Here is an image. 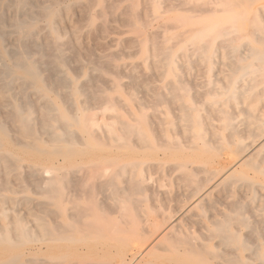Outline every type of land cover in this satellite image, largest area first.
I'll list each match as a JSON object with an SVG mask.
<instances>
[{
	"label": "bare ground",
	"instance_id": "6f19581e",
	"mask_svg": "<svg viewBox=\"0 0 264 264\" xmlns=\"http://www.w3.org/2000/svg\"><path fill=\"white\" fill-rule=\"evenodd\" d=\"M8 1L7 3H11L14 12L13 32L18 41V50L13 56L8 57L0 45V57L4 60L7 57V59L12 60L6 67L0 68V94L3 99L5 97L6 101L9 102L7 105L1 103L3 107L7 108V113H5L6 120H0V172L8 177L12 176L18 179V174L22 172V161L24 160L17 158L15 153L22 152L26 155L44 157L43 160L48 165L32 163L24 165V167L30 171L33 170L34 173L35 171L39 173V181H36L33 187L44 200L42 205L39 204V209L43 207L48 212L46 211L47 214H45L47 219L44 215L33 213L32 222H27L16 217L9 218L10 213L7 218L6 211L0 210V215L3 216L4 220V222H0V264H133L134 262H137L136 264H264V233L259 232V235L257 234L262 242L258 241L257 246L255 245L257 242L253 243L255 247L252 248L245 241L246 239L241 237L242 234L239 231L241 227L255 231L256 228L251 226L250 222H260V224L263 222L262 225H264V205L261 203L255 204L257 207L253 205L256 201V189L264 188V29L260 25V23L264 24V4L258 5L262 0H240L244 9L254 8L252 12L255 15V18L254 15L252 18L254 19V28L248 29L251 19L250 21L249 18L247 20L245 11L235 12L237 18L246 17L244 21L242 20L245 28H242L243 34L239 37L243 42L236 45L237 38H225L227 42L224 43V48L229 56L233 57V60H230L228 64L224 63L230 71L227 75V83L225 86H219L212 82L208 91L209 98L206 101L211 110L217 113V120L219 121L217 130L213 131L212 137H215L216 140H213L215 144L212 148L219 153L220 157L227 160L226 165L220 167L221 169L213 168V164L209 165L205 159H202L203 163L200 165L191 162L192 153L199 148L194 143L189 146L186 145L189 147H186L187 150H192L186 152V149L176 141V137L171 132L172 128L180 126L185 134H190L191 138L198 140L201 145V152L208 150L209 140L201 132H198L202 124L198 115L199 108L197 105L188 102L187 94H182L183 91L178 93L177 90H182V83L174 65V51L169 50V47L167 49L161 47L162 41L159 47L155 44L156 59L152 62L162 78H165L163 84H168L170 89L176 90L179 95L175 93L177 96L168 97L157 92L143 99L132 98L131 102L134 103L136 112H128L126 120L114 116L110 122H104L102 125L105 132L102 136L96 133L98 121L96 122L85 113L87 108L84 106L83 100L80 99L81 92L77 91L73 80L70 82L69 90L56 93L63 103L67 101L71 103L73 111L65 113L63 109L51 104L48 96V90L51 88L45 83L46 77L48 80L53 79L58 85H63L67 80L65 77L53 78L54 76L49 73L51 71L47 69H45L48 72L45 77L38 70V63L35 64L39 56L36 57L35 61L26 56V48L29 51H35V53L40 49H35L36 45L33 46L34 49L32 45L30 47L25 45L26 41L31 43L36 41L39 26H37L36 21L30 22L18 17L19 14L24 15L23 9L28 6V0ZM78 1L74 3H78ZM148 2L150 0H146L145 4L148 5ZM179 2L178 0L176 4L178 8L175 5L176 9H179ZM224 4L222 5L223 8ZM129 5L132 9L131 3ZM183 6L182 10L184 9ZM155 7L153 8L155 9ZM168 7L169 10L172 9L170 6ZM186 7L188 8V6ZM68 8V5L64 7L66 11ZM97 8L94 11H99ZM189 8L191 11V7ZM221 8L219 7L220 10ZM223 8L222 10H224ZM27 9L29 10L28 7ZM27 9L24 12H28ZM254 11L257 12L254 13ZM40 13L50 22V19L58 16L59 9L52 6L43 7L40 9ZM125 13L122 10L121 14L125 15ZM135 13L133 11V14ZM35 14L36 12L34 16ZM3 15L5 14L3 13ZM126 15V19H129V21L126 20L127 26H130L131 20L134 22L139 18L136 15L135 18L137 19L133 20L131 14V16L127 13ZM1 17L0 14V24L3 20ZM101 17L103 19V16ZM258 17L260 18L258 19ZM112 20L114 21V19ZM89 21L92 23V18ZM49 22L47 24L48 32L42 37L46 41L50 53L47 55L43 49L44 54L42 53L43 56H41L45 58L46 54L51 68L57 67V71H59L58 68L65 64L66 57L60 50L58 35ZM234 23L230 17L223 24L232 26ZM223 24L218 23L216 25ZM101 25L99 24V28L97 26L95 28L100 29ZM225 29L205 28L199 30L196 36L214 35L211 40L213 42L215 37L227 33ZM2 33L0 29V42L3 37ZM158 33L160 35V32ZM177 36L179 35L177 34ZM175 38L176 36L173 39ZM194 38L191 37L189 41ZM206 38L209 37L206 36ZM173 39L171 40L172 44L177 42ZM222 40L224 41V39ZM221 41L220 44L223 46ZM29 42L27 43L29 44ZM203 48L204 50L198 48L197 51L201 59L209 56L210 45L208 44ZM185 49L183 44L179 45V53L185 54ZM42 60L43 63L47 61L46 58ZM201 61L211 63V60ZM188 62L189 60H183V63ZM104 63L103 66H101L102 64L98 66L107 69V63ZM97 69L99 68L97 67ZM106 72L110 73V69ZM89 75L91 76V72ZM96 76L94 74V77ZM168 78L170 79L167 80ZM242 80H245L247 85L239 87L238 82ZM11 85H17L22 91L31 89L36 95L35 99L30 97V100L29 94L25 95L22 91L19 94L20 97L10 94L9 87ZM53 86H56L54 82ZM97 90L99 92V89ZM147 102L151 103L152 107L150 119L145 111ZM158 106L165 108L159 110ZM110 107L106 106L104 109ZM158 113L163 114V116L158 115ZM171 113H174L175 116L171 115V117L169 115ZM97 118L100 117L97 116ZM7 121L13 127L12 130L6 128L5 122ZM159 151L163 155L180 154L187 157L185 160L170 163L171 169L179 170L180 173L177 177L176 191L172 188L162 190L160 187L164 183H160L158 186L154 184L150 166L163 168L164 163L161 160H156L153 163L137 160L116 164L114 159L107 158L113 155L137 158L154 157L158 155L157 152ZM91 153L98 154L99 160L90 163L86 174L79 179L73 173H71L72 175L67 173L69 176L61 174L60 171L64 165L58 163L55 166L52 161H49L50 156L64 159L72 155L83 156ZM195 155L201 159L196 152ZM13 159L15 164H13ZM76 167L74 171L82 169L81 166ZM21 178L20 181H22ZM215 190L224 193L227 191L230 195L244 190L246 195L241 201L236 200V198V201L228 199L229 209L227 210L230 212L224 213L220 218L208 221L209 216H206L205 212L211 208L209 195ZM11 191L14 193L10 189L9 192ZM146 193L151 194L150 199ZM132 194H138L139 197L132 200ZM235 194L231 198H234ZM6 199L0 197V202L3 203ZM10 199L12 201V198ZM129 200L134 205L133 209L136 210L135 217L133 216L134 220L139 222H128L123 218L122 222H109L106 215L111 213L108 212L117 207L118 209L124 207V204H127ZM151 201H163L160 203L161 209L158 210L160 212L156 211L157 209L153 207L154 204L152 205ZM144 204H146L145 208L142 207ZM137 210L141 212L138 211L137 213ZM248 210L254 213V221L245 217L244 213ZM118 214L122 217V213ZM214 215L212 214V217ZM205 219L211 224L208 226L209 237L204 234H201V237L203 235L206 240L215 239L217 249L208 247L202 240L199 241L197 234L191 230L193 222H205ZM148 224L149 226L146 228ZM195 227L197 228V226ZM260 227V230L264 232L263 226ZM251 231L250 234L254 236ZM198 233L200 235L201 232ZM91 242L96 245L94 247L98 246L95 251H98L97 257L101 258V261H85L89 257V253L84 252L87 251ZM71 251L74 258H70L72 257L69 254ZM91 251H93L92 248ZM142 254H145L146 259H143L142 262L137 261Z\"/></svg>",
	"mask_w": 264,
	"mask_h": 264
},
{
	"label": "rangeland",
	"instance_id": "374dc122",
	"mask_svg": "<svg viewBox=\"0 0 264 264\" xmlns=\"http://www.w3.org/2000/svg\"><path fill=\"white\" fill-rule=\"evenodd\" d=\"M7 1L8 0H0V14L2 15L1 19H3L0 24V29L3 32L2 33L3 37H2V41L0 42V45L4 54L8 55L9 57L10 55L13 56L15 53H17L18 41L16 38V34L13 32V15H14L13 8L11 7V3L9 2L10 0L8 1L9 3H7ZM28 1H29V3L27 2L28 6L27 5L26 6L29 8V10L27 9V7L23 9L24 11L26 9L28 10V12L26 11L28 15H26L27 13L23 11L24 15L19 14V16L18 15L17 16L26 19L27 21L30 22L36 21L37 26H39L36 41L34 43L26 41L25 45L27 47L28 46L30 47L32 45L33 49L35 47H36L35 49L38 48L40 49L37 50L38 52H36L37 53L36 54L35 51H31V50L29 51V49L24 48L26 56L33 61H35L36 57L38 56L40 57L36 59L35 64L37 65L38 63L37 65L38 70L45 77L48 73L45 70L47 69L51 71L49 73L54 76L53 78L65 77L67 80V82H65L63 85L61 84L58 85L53 79L48 80V78L46 77L45 83L49 88H51L48 90V96L52 105H54L55 107L58 106L59 108L63 109L65 113L73 111L71 103L69 101L63 103L62 101H60V99L56 94L57 92L62 90L64 91L69 90L70 82L73 80L74 86L77 88V91L81 92L80 99L83 100V104L87 108L85 110V113L88 114L90 117H92L96 122L98 121L100 123L99 124L97 122L98 126L96 127V133L103 136L105 130L102 124L104 122H110L112 120L111 118H113L114 116H118L121 119L126 120L128 118V112L130 111L132 113L136 112L134 103L131 102L132 98L143 99L145 97H149V95H154L157 92L160 93L161 95L171 97V96H177L183 91L182 94H187L188 102L192 103L193 105H197L199 108L198 115L200 117V120L202 121V124L198 132H201L203 136L209 140L210 147L208 145V150H206L205 152L204 151L201 152L200 151L201 145L200 143H198V140L191 138L190 134H185L180 126H176L171 129V132L176 137V141L184 149H186L185 150L186 152L192 151V150L191 151L187 150V148H189L187 146L193 143L197 146V148H199L196 149L195 152L197 155L201 157V159L196 157L195 152H193L192 153L193 158H191L190 160L191 162L200 165L203 163L202 159H205L209 165L213 164L212 167L217 169H221L220 167H224L226 165L227 160L224 157H220L219 153H217V151L214 148H212V146L215 144L213 140H216L215 137H212L213 131L217 130L219 121L217 120V113L211 110L206 100L209 98L208 91L212 85V82L215 83V85H219V86H225V84L227 83V78H228L227 75L230 73V71H228V67L224 65V63L228 64L230 60H233V57L229 56V53H227L224 48L226 44L225 42H227L225 38L226 39L230 37L237 38L236 45H239L240 43L243 42L241 41V39H239V37L240 35L243 34L242 28L244 29L245 25L243 24L242 20L244 21L246 17L237 18L235 17L237 16L236 13L241 12L242 10L243 12L245 11V14L247 15V20L248 18L249 21L251 19V21L248 24L249 27L248 29L251 30L250 27L252 29L254 28V22H253L254 19H252L254 15L252 13L254 8L244 9L243 5H241L240 0H223V1L222 0L221 1L220 0H183V1L179 0L180 1L179 9L181 8V10L176 9V7L178 8V5H176L178 3V0H156V2L155 0H150V2H148V5L145 4L146 0L145 1L144 0H120V1L105 0V2L104 0L102 1L91 0L92 5L90 0H79V1L78 0H63V1L34 0V2L33 0H28ZM75 1H78V3H74ZM154 2L157 5L156 7ZM130 3L132 5L131 6L132 9L130 8L129 5ZM223 3H225L224 8L222 7ZM200 4L202 7L200 6ZM226 4L227 5L229 4L228 5L229 7L225 6ZM260 4H264V0H262L261 3H259L258 5ZM67 5L69 6V8L66 11L64 7H66ZM204 5L205 7H203ZM51 6L54 7L55 9H59V13L56 18L50 19L49 22L45 17L41 15L40 9L43 7H51ZM168 6H170V8L172 9L169 10ZM182 6L184 8L183 10H182ZM186 6H188V8L191 7V11H189L190 8L188 9ZM153 7H155V9ZM219 7L220 8L222 7L224 10H222V8L220 10ZM96 8L99 11H94L96 10ZM102 8H104L105 12L107 8V12L105 13L104 10H102ZM193 8L195 12L192 11ZM231 8L233 9L232 11ZM218 9L219 11H217ZM227 9L229 10V12ZM122 10L129 15L131 14L132 16L131 15L130 16L131 19L134 18L133 20L137 19L135 18L136 15L137 17L139 16V18L134 22L130 19L131 20L129 22L130 26H127L128 25L127 21H129V19L128 20L126 19L127 18L126 13L125 15L121 14ZM133 11L134 13L136 12L138 14L136 13H135L136 15L133 14ZM230 11L232 12L231 14ZM233 11L234 13L235 12L236 13L234 14ZM35 12L36 14L34 16ZM256 12L257 11H254V13ZM3 13L6 15V18L5 15H3ZM80 13L82 14L80 15ZM101 16H103V19H101L102 18ZM230 17H232L235 23L232 26L223 24L224 22H227ZM91 18L93 20L92 23H90L89 21ZM259 18L260 17H258V19ZM112 19H114V21ZM263 19H264V15H263ZM48 22L51 23L55 33L58 35L60 50L62 51L64 57H66L65 64L62 67L58 68L59 71H57V67L54 68L55 69L54 71V69L51 68V64L48 62L47 55L50 53V50L48 49L46 41L42 37L44 34H47L48 32L47 31ZM218 23H222L223 25H216ZM99 24L100 25L102 24L100 29H98ZM260 25L264 29V24L260 23ZM95 26H97L98 28L97 27L95 28ZM141 26H143V29H141ZM205 28L207 29L223 28L227 30V33L215 37L216 38L215 41L211 42L212 38H214V35L211 36L209 34H204V35L196 36L199 30ZM158 32H160V35ZM177 34L179 36H177ZM5 35H7L6 38ZM205 35L208 36L209 38H206ZM175 36L176 38L173 39ZM191 37L193 38L195 37V38L189 41ZM171 38L173 39V41L176 40L177 42L176 43L174 42L172 44ZM221 39H224V41L223 40L221 41ZM218 40L221 41L223 46H221L220 41ZM156 41H159V43H156ZM217 41L218 43H216ZM27 42H29V44ZM160 42L162 45L161 47L166 49L169 47V50L174 51V58H173V60H175L174 65L177 68V72L179 73L180 81L182 83V90H177L179 94L176 93L177 92L176 90L173 91L172 89H170L168 84H163L165 78H162L160 72L153 65L152 60L156 59L155 44L159 47ZM181 44H183L186 48L185 49L186 51L184 52L185 54L179 53L178 48L179 45ZM208 44L210 45V50L208 52L209 56L205 59H201L198 56V52H197L198 48L199 49L201 48L200 50H204L203 47L207 46ZM34 45L36 46L33 47ZM215 45L216 47H214ZM43 49L44 52L47 53V55L45 54V58L47 60L44 61L45 63L42 62L43 61L42 59L45 60V58L42 57ZM223 52L224 54L225 53L226 54L224 55ZM114 53L116 54L114 55ZM93 57H94L93 60L95 62L92 60ZM0 58H1L0 68L6 67L12 61L7 58L6 60H4L2 57ZM160 59L163 60L162 57H160ZM39 60L40 61L42 60L41 61L42 63ZM183 60H189V62L183 63ZM201 60H211L210 61L211 63L208 64L205 61H201ZM103 63L104 64L107 63L106 65L107 69H103V67L102 68L99 67L101 64H102L101 66H103ZM97 67L99 69H97ZM108 69H110V73L106 72ZM89 72H91V76L89 75ZM94 74L97 76L94 77ZM169 79L170 78H168L167 80ZM53 82L55 83L56 86H53ZM92 84L93 87H91ZM94 84L97 85V87H95ZM245 85H247L245 80L238 82L239 87H244ZM97 89H99V92L101 91L100 95ZM21 91H22L21 88H19L17 85H11L9 87V93L15 95L16 97L17 96L20 97L19 94L21 93ZM23 92L25 93V95L29 94L28 97L30 100L31 98L35 99L36 95L31 91V89L29 88L25 89L22 91V93ZM93 95L100 96L101 98L100 97L96 98V96ZM39 102L40 100L38 101V103ZM1 103L2 104L5 103L7 105L9 102L6 101L5 97L3 99V97L0 94V120L2 121L4 119L3 121H5L6 120L5 113H7V108L5 106L3 107ZM106 106H111V107L109 109H104V107ZM158 108L159 110H161L162 108L165 107L158 106ZM145 111L149 115V119H150V116L152 115L151 103L149 102L146 103ZM105 115L107 118L105 117ZM158 115L163 116V114H159V113ZM169 115L175 116L174 113H171ZM97 116L100 118H97ZM5 125L6 128L12 130L13 127H11V124L8 123V121L5 122ZM157 153L158 155H155L154 157L152 156V157L137 158L126 155H118V156L113 155L112 157H107V158L114 159L117 162L116 164H122L124 162L126 163L137 160L138 161L144 160V162L146 163H151V162L153 163L156 160H161L164 163L163 168H156L150 166L151 167L150 171L153 174L154 184L158 186L160 183L162 184L164 183V185L160 187L162 190L172 188L174 191H176L177 189L176 182L178 181L177 177L180 175V173L179 170H172L170 167V163L177 162L178 160H185L187 159V157H183L180 154L163 155L161 151ZM15 154L17 158L19 159L21 158L24 160L22 161L23 164V167L21 168L22 172L21 173L18 172L19 177L20 178L22 177L21 178L22 181H20L19 177L18 179H15L12 176L8 177L3 172H0V197H3L5 199L7 198L5 202L3 203L0 202V210L3 209L4 211H6L7 218L10 213L9 218L16 217L18 219H22L23 221H27V222H32L33 213L44 215V217L47 219V216L45 214H47L46 211L48 212V210H46L43 207H41L42 209H39L40 207H38L43 204L44 200L36 193V190H34L33 187V184L36 183V181L37 182L39 181V173L36 171L34 173L32 172L33 170L30 171L29 169H25L24 165L32 164V163L37 165H48V163L43 160L44 157L26 155L23 154L22 152ZM98 160H99V156L98 154L95 153H91L89 155H83V156L72 155L69 157H65L64 159L55 156H50L49 158V161H52L55 166L58 163L64 165L62 170L60 171L61 174L70 175L71 173H73L74 176L77 177L78 179L86 174L87 168L90 165V163L98 162ZM210 161L211 163H209ZM13 164H15L14 159H13ZM76 166H81L82 169L78 167V169L80 170L74 171V169L77 168ZM71 171H74L75 173ZM10 189L13 190L14 193L12 191L9 192ZM263 189L264 188L256 189L255 191L256 201L253 205L255 204L258 205L259 203L264 205ZM234 194L230 195L227 193V191L226 193H224L223 191L215 190L213 193L209 195L211 208L205 212L206 216H209L208 221L218 217L220 218L224 213L230 212L227 210L229 209V200L230 201L235 200L236 198V200L241 201L243 197L246 195L245 191L241 190L240 192H237L235 194L234 198H231ZM146 195L148 196V199L151 198L150 197L151 194L148 195V193H146ZM136 197H139V195L138 194L131 195L132 200L134 198L136 199ZM10 198H12V201ZM160 203H163V201L152 202V205L153 204L155 205V206L153 205V207L157 209L156 211L161 209ZM133 206L134 205L129 200L127 204H124V207L119 209L118 207L114 208L111 212H108L111 214L106 215L107 218L109 219V222H122L121 221L122 218L124 220H127L128 222H134V223L139 222L138 220H134L135 217L134 213L136 212V210L133 209ZM142 207L145 208L146 204L142 205ZM254 207L257 206L255 205ZM215 209H217L216 212ZM220 210H222V212H220ZM138 211L140 210H137V213ZM249 212L250 211L248 210L244 213L245 217L250 221H254L255 220V216L253 215L254 213L252 212L249 213ZM118 213H122V217H120V214ZM212 214L213 215L215 214L214 217H212ZM204 221L205 222H193V224H191V230L195 234H197L199 241L202 240V242L205 243L208 247L212 249H217L215 247L216 244L215 239L211 238L209 240H206L205 238L206 235H207L206 237H209L208 226H211V224L206 219ZM0 222H4L3 216L1 215H0ZM150 223H156V222H150ZM262 224L263 222H261V224L260 222H250V225L256 228L255 231H251L250 228L249 229L244 227L239 228L240 229L239 231L242 234L241 237L242 238L244 237L246 239L245 241H247L248 245L252 248L255 247V245L256 246L258 245V241L262 242V239H260V237L258 236L259 232L264 233L263 230L262 231L260 230L261 228L260 226H263L262 229H264V225ZM148 226L149 224L146 226V228ZM195 226H197V228ZM248 230L253 232L254 236L250 234V231ZM198 232H201L200 235ZM201 234H204L205 236L203 237L202 235L201 237ZM253 238H255L254 242H253ZM253 243L256 244L253 245ZM94 246H96L94 245V242H91L88 246L87 251L84 252V253L87 252L89 253V257L86 258L85 261L98 262L102 260L101 258L97 257L98 251L97 250L95 251V248L98 249V246L97 247ZM91 248L93 251H91ZM263 252H264V244H263ZM69 254L72 256L70 258H74L72 251L69 252ZM143 259L144 260L146 259L145 254H142L137 261L142 262ZM136 263L137 262H134L133 264Z\"/></svg>",
	"mask_w": 264,
	"mask_h": 264
}]
</instances>
